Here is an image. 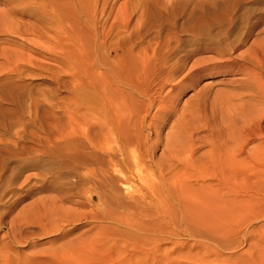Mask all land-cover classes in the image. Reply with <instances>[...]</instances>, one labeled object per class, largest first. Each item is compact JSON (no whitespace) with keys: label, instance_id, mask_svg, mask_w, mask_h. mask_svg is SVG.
Returning <instances> with one entry per match:
<instances>
[{"label":"rangeland","instance_id":"rangeland-1","mask_svg":"<svg viewBox=\"0 0 264 264\" xmlns=\"http://www.w3.org/2000/svg\"><path fill=\"white\" fill-rule=\"evenodd\" d=\"M113 46L145 48L151 65L164 70L184 66L174 82L189 69L226 63V71L202 73L178 96L175 111L191 108L203 87L207 101L242 91L246 76L234 67L255 69L264 54V0H0V264H264V203L247 202L231 221L209 226L171 223L132 200L138 178L129 191L122 186L113 170H124L128 159L116 155L112 166L91 150L90 79L124 72ZM133 66L129 60L125 70ZM118 85L131 90L128 82Z\"/></svg>","mask_w":264,"mask_h":264},{"label":"bare ground","instance_id":"bare-ground-1","mask_svg":"<svg viewBox=\"0 0 264 264\" xmlns=\"http://www.w3.org/2000/svg\"><path fill=\"white\" fill-rule=\"evenodd\" d=\"M131 37L134 35L132 34ZM126 42H128L127 38H124L123 43L126 44ZM112 49L116 63L124 72L123 75L114 73L117 76L104 77L102 82L95 76L90 79L92 98L89 109L90 128L95 135L88 136L89 145L92 151L106 154L112 166L115 165L116 155H119L123 163L126 159L129 160L130 164H127L124 170L119 167L113 171L120 176L123 181L122 186L127 189L132 176L142 182L137 193L134 192L136 196H131L138 208L142 206L153 211V215L162 216L171 223L178 221L186 225L194 224L196 227V225L204 223L208 225L219 220L231 221L235 218L236 209L246 211L247 202L264 203L263 50L261 56L254 57L260 56L259 59H255L256 63L249 61L253 67L255 63V69L241 62H239L240 66L234 67L246 76V83L241 92H216L212 99L207 101L206 88L203 87L196 92L193 107L175 111L178 96L185 88L194 87V83L202 73L219 72L217 69L222 67L219 63L218 66L204 64L206 67L203 70L189 69L190 72H186V76L183 75L184 77L174 82V80L171 81L174 71H180L184 66L173 67L172 70L157 68L154 64L151 65L145 48L136 52L132 46L121 49L120 52H117L114 46ZM129 60L134 63V66L128 71L125 69ZM239 63L237 61L238 65ZM225 64L222 67L223 71L227 70L224 69L227 68ZM229 64L232 68L231 62L227 65ZM197 65L200 67L198 63ZM125 71L128 72L125 73ZM124 82H128L131 88L128 93L119 88L118 84ZM168 86L169 89L165 91ZM98 91L101 92V102L99 100L96 103ZM103 113H108L107 117ZM171 118L173 120L169 125L170 131L165 134V140L162 141L161 130ZM201 121L203 123L200 125ZM98 130L104 131L102 143L96 141ZM199 130L205 131V134L200 135ZM111 131L114 132L112 137L116 135L114 140L117 148L110 145ZM145 131H148V134ZM256 139H259V143L247 149V145ZM141 145L144 146L143 151ZM160 145L163 147L161 155L154 160L153 152ZM200 147H207V150L199 153ZM147 161L149 164L145 163ZM156 173L158 180L152 178ZM149 177L152 179H147ZM251 179L254 181H250ZM251 209L255 208L251 206ZM138 218L141 217L138 216ZM217 227L219 225L215 228ZM181 233L187 235L189 230L184 229ZM140 250L153 253L156 249L152 247L146 250L137 247L133 251Z\"/></svg>","mask_w":264,"mask_h":264}]
</instances>
